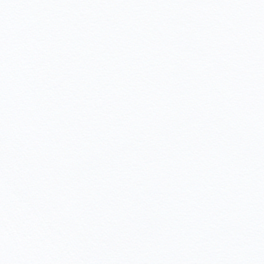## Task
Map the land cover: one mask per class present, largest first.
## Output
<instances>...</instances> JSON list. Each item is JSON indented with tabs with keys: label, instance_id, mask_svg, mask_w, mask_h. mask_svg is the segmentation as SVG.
<instances>
[{
	"label": "snow or ice",
	"instance_id": "1",
	"mask_svg": "<svg viewBox=\"0 0 264 264\" xmlns=\"http://www.w3.org/2000/svg\"><path fill=\"white\" fill-rule=\"evenodd\" d=\"M0 264H264V0H0Z\"/></svg>",
	"mask_w": 264,
	"mask_h": 264
}]
</instances>
